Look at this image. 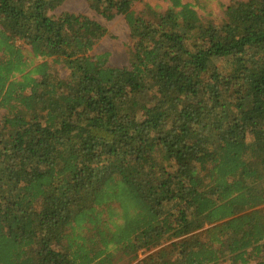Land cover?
<instances>
[{
  "label": "trees",
  "instance_id": "obj_1",
  "mask_svg": "<svg viewBox=\"0 0 264 264\" xmlns=\"http://www.w3.org/2000/svg\"><path fill=\"white\" fill-rule=\"evenodd\" d=\"M64 1L0 0V264H264V0H87L124 67Z\"/></svg>",
  "mask_w": 264,
  "mask_h": 264
},
{
  "label": "rangeland",
  "instance_id": "obj_2",
  "mask_svg": "<svg viewBox=\"0 0 264 264\" xmlns=\"http://www.w3.org/2000/svg\"><path fill=\"white\" fill-rule=\"evenodd\" d=\"M232 0H209L206 8H198L200 14L206 15L211 13L214 19L219 20L224 15L225 8L231 3ZM246 1V0H235ZM184 3H195V0H183ZM146 4L152 7H161L166 9L169 6V0H143L137 3L134 9L140 12ZM63 12H71L75 14H82L98 21L101 25L105 26L108 34L100 40L92 51V55L109 54L108 65L111 67H124L129 62V49L132 47L131 31L124 18L119 15L113 20L105 19L97 11L90 8L87 0H65L64 3L58 7L53 15H59ZM59 77L61 80L68 76L66 70L58 67ZM4 115V111L0 110V120ZM150 252L141 250L138 252L139 259H143Z\"/></svg>",
  "mask_w": 264,
  "mask_h": 264
}]
</instances>
